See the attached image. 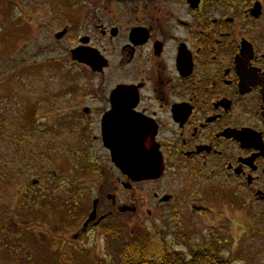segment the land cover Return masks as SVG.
I'll list each match as a JSON object with an SVG mask.
<instances>
[{
	"label": "flooded vegetation",
	"instance_id": "flooded-vegetation-1",
	"mask_svg": "<svg viewBox=\"0 0 264 264\" xmlns=\"http://www.w3.org/2000/svg\"><path fill=\"white\" fill-rule=\"evenodd\" d=\"M45 8L47 48L63 58L68 95L81 105L71 112L84 139L77 148L97 177L96 218L74 241L118 215H200L214 203L263 233L264 0H46ZM108 135L156 154L158 176L133 180L91 157L109 154Z\"/></svg>",
	"mask_w": 264,
	"mask_h": 264
},
{
	"label": "rangeland",
	"instance_id": "rangeland-1",
	"mask_svg": "<svg viewBox=\"0 0 264 264\" xmlns=\"http://www.w3.org/2000/svg\"><path fill=\"white\" fill-rule=\"evenodd\" d=\"M45 7L46 0H0V229L8 226L11 220H17L21 227L24 223H30L29 228L34 230L35 238L34 243L26 246L31 254L28 261L26 258L29 255L20 250V247L16 251L12 245L8 251L0 243V264H90L86 258L81 259L79 255H75L77 249L82 251L93 247L98 257H108L120 245L109 244L101 233L107 227L120 225L124 239L138 228L153 227L162 238L184 253L207 238L219 236L220 249L232 260V264H264V232H252L248 228L239 227L238 224L242 221L240 213L233 208L220 212L219 203L211 205V213L200 215L188 213L186 208L179 217L171 212L161 211L160 217L118 215L103 222L99 228L93 229L78 242L74 241L73 234L81 228L83 220L90 212L92 200L98 197L93 190L94 185L92 186L97 177L94 180L88 173L81 174L71 163L68 167L65 165L67 171L63 174L62 155H57L56 150L64 156L69 152L71 162L77 164L80 160L73 149H77V134L81 122L71 112L79 110L81 105L78 95H68L72 90L69 88L71 84L63 58L47 48L49 37L45 27ZM38 21L42 22L41 29L37 28ZM32 108L37 122L53 132L49 139L39 133L35 134L37 142L47 144V140L53 144V151L56 152L52 154L56 155L53 154L51 165L42 162L36 150L17 144L16 139L23 135L21 129L32 122L26 118ZM3 121L7 126L1 125ZM92 157L109 161V155L101 150L95 151ZM54 169L59 170V176L54 179L59 194L56 200L59 201L66 194L69 195L67 199L75 198L79 204L77 193L84 192L86 199L81 200L87 201L85 206H73L70 200L69 218L62 220L64 212H60L62 209L58 208L56 200L50 201L54 204L53 210V206H48L47 210L43 205H48V201H40L42 203H38V211L26 221L20 213L22 208L25 209L20 200L29 198L24 195L27 190L33 196L31 191L36 179L45 178ZM43 184L45 183L39 187ZM111 184L108 182L104 190H111ZM66 187L69 188L67 191L64 190ZM71 189H76V195L70 192ZM19 191H22L24 198L20 197ZM35 191H38L37 188ZM106 208L104 197L98 206V212H103ZM230 220H233L232 224ZM70 253H74L75 257L69 256ZM72 261L74 262L71 263Z\"/></svg>",
	"mask_w": 264,
	"mask_h": 264
},
{
	"label": "trees",
	"instance_id": "trees-1",
	"mask_svg": "<svg viewBox=\"0 0 264 264\" xmlns=\"http://www.w3.org/2000/svg\"><path fill=\"white\" fill-rule=\"evenodd\" d=\"M34 109H31L30 114L26 117L32 121L27 127L21 129L23 135L18 137L17 144H22L28 149L36 150L38 153V157L42 162L51 165L53 162V154L52 152L57 151V155H62V160L64 165L62 166L63 174L67 171L66 166L68 164H73L75 169L81 174H89L90 168L88 166V154L80 149H73V152L78 153L77 158L80 159L77 164L70 161V154L65 156L61 154L60 151H53V144L49 141L46 142H37V135L40 134L42 137L49 139V136L53 134L52 130H46L41 122H37L35 115H33ZM2 126H7V123L3 121L1 123ZM57 135L55 134V137ZM82 137H78L77 141H83ZM49 153V154H48ZM56 155V154H54ZM66 165V166H65ZM57 173V174H54ZM59 170L54 169L52 173H49L45 178L39 177L35 181L34 189L37 188V192L32 190H27L24 193L25 196H29L27 200H20L21 206H24L25 209L22 208L20 213H22L23 217L26 219H30V217L34 216V212L38 211L39 204L42 202L48 201V205L43 203L47 210H49L48 206H53L54 204L50 203V201H55L58 198L59 194L56 191L57 183H55L54 179L57 178ZM44 174V173H43ZM32 176V175H31ZM53 176V177H51ZM43 184L42 187L39 185ZM71 185V184H70ZM37 186V187H36ZM62 186V185H61ZM61 188V187H60ZM33 189V188H32ZM70 192L73 195H76V189H71ZM69 192V194H70ZM30 193V195H29ZM20 197L24 198L22 191H19ZM34 194L36 198H34ZM77 197L80 199L79 204H77V200L75 198L69 197L66 194L63 195L60 200H56L58 202V208L62 209L60 212H64L63 219L66 220L69 218L70 213V200L73 206H78L79 208L85 206L86 202L81 199H86V194L84 192L77 193ZM20 198V199H21ZM46 199V200H45ZM39 201V202H38ZM42 201V202H40ZM60 202V203H59ZM60 213V214H61ZM30 223H24V226L21 227L18 225L17 220H11L10 224L3 229H0V243L3 244L4 249L10 250L12 245H14V249L20 247V250H23L26 255H29L26 260L31 258V254L29 253L28 246L30 243H34V230L29 228ZM101 236L106 239V242L109 244H119L120 246L115 250L111 251V254L106 258H100L96 255L95 250L91 248L85 250H78L75 255H79L81 259L86 258L90 261V264H232L228 259L229 257L225 256L220 249L221 240L219 236L207 238L203 240L204 242L196 244L194 247L188 249L185 253L183 250L176 249L173 245H171L168 240L162 238L159 232L138 228L133 231V233L124 239L122 226H113L107 227L104 231H102ZM219 237V238H218ZM225 243V241L223 240ZM30 244V245H31ZM17 251V250H16ZM75 257L74 253H70L69 256ZM24 257V256H23ZM114 257V259H113ZM113 259V260H112ZM28 261V260H27ZM72 261L71 263H73Z\"/></svg>",
	"mask_w": 264,
	"mask_h": 264
},
{
	"label": "water",
	"instance_id": "water-1",
	"mask_svg": "<svg viewBox=\"0 0 264 264\" xmlns=\"http://www.w3.org/2000/svg\"><path fill=\"white\" fill-rule=\"evenodd\" d=\"M105 145L110 150V157L114 165L128 177L134 180H141L158 176L160 161L156 159V154L140 150L136 151V148L131 147L127 135H108ZM96 206L97 200H94L92 212L89 214L84 226L96 217Z\"/></svg>",
	"mask_w": 264,
	"mask_h": 264
}]
</instances>
